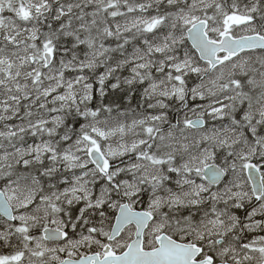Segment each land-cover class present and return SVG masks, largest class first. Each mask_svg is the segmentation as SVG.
Instances as JSON below:
<instances>
[{
  "label": "snow or ice",
  "instance_id": "6c2138e0",
  "mask_svg": "<svg viewBox=\"0 0 264 264\" xmlns=\"http://www.w3.org/2000/svg\"><path fill=\"white\" fill-rule=\"evenodd\" d=\"M0 264H264V0H0Z\"/></svg>",
  "mask_w": 264,
  "mask_h": 264
}]
</instances>
